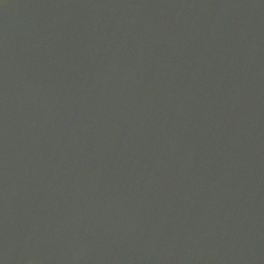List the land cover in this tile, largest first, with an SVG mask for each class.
<instances>
[{"label": "water", "instance_id": "obj_1", "mask_svg": "<svg viewBox=\"0 0 264 264\" xmlns=\"http://www.w3.org/2000/svg\"><path fill=\"white\" fill-rule=\"evenodd\" d=\"M0 264H264V0H0Z\"/></svg>", "mask_w": 264, "mask_h": 264}]
</instances>
